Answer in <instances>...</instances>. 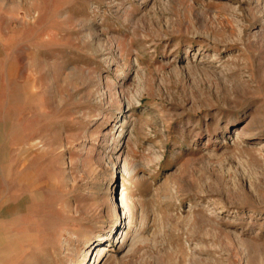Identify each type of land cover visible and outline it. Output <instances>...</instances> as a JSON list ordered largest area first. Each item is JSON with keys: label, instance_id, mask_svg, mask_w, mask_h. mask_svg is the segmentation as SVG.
I'll use <instances>...</instances> for the list:
<instances>
[{"label": "rangeland", "instance_id": "1", "mask_svg": "<svg viewBox=\"0 0 264 264\" xmlns=\"http://www.w3.org/2000/svg\"><path fill=\"white\" fill-rule=\"evenodd\" d=\"M83 257L264 264V0H0V264Z\"/></svg>", "mask_w": 264, "mask_h": 264}, {"label": "bare ground", "instance_id": "2", "mask_svg": "<svg viewBox=\"0 0 264 264\" xmlns=\"http://www.w3.org/2000/svg\"><path fill=\"white\" fill-rule=\"evenodd\" d=\"M124 188V187H123ZM124 198H125V195H124V192L122 190L119 191V195L117 197V200L120 204H123L124 203ZM85 261V257H83L80 262H76L74 264H84Z\"/></svg>", "mask_w": 264, "mask_h": 264}]
</instances>
